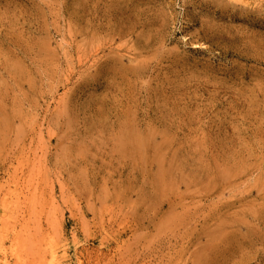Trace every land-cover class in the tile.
<instances>
[{"label":"rangeland","instance_id":"374dc122","mask_svg":"<svg viewBox=\"0 0 264 264\" xmlns=\"http://www.w3.org/2000/svg\"><path fill=\"white\" fill-rule=\"evenodd\" d=\"M0 264H264V0H0Z\"/></svg>","mask_w":264,"mask_h":264},{"label":"bare ground","instance_id":"6f19581e","mask_svg":"<svg viewBox=\"0 0 264 264\" xmlns=\"http://www.w3.org/2000/svg\"><path fill=\"white\" fill-rule=\"evenodd\" d=\"M93 46H94L93 49H96V48H95V45H93ZM96 50H97V49H96Z\"/></svg>","mask_w":264,"mask_h":264}]
</instances>
